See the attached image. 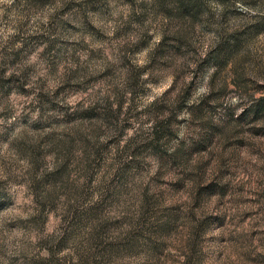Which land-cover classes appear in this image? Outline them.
I'll return each mask as SVG.
<instances>
[{"label": "rangeland", "instance_id": "rangeland-1", "mask_svg": "<svg viewBox=\"0 0 264 264\" xmlns=\"http://www.w3.org/2000/svg\"><path fill=\"white\" fill-rule=\"evenodd\" d=\"M0 264H264V0H0Z\"/></svg>", "mask_w": 264, "mask_h": 264}]
</instances>
